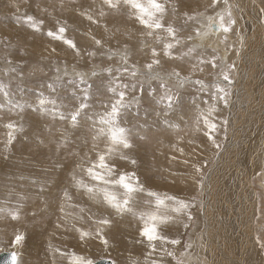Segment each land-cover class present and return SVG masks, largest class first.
<instances>
[{
  "label": "rangeland",
  "instance_id": "obj_1",
  "mask_svg": "<svg viewBox=\"0 0 264 264\" xmlns=\"http://www.w3.org/2000/svg\"><path fill=\"white\" fill-rule=\"evenodd\" d=\"M163 1L160 2L165 3ZM198 1L166 0L162 23L175 30L173 39L166 31L149 30L139 24L135 10L123 0L115 8L104 0H0V252H14L18 264H67L64 258L71 261L73 253L93 262L109 258L113 264H118V257L123 264H196L195 240L204 232L203 223L210 215L209 210L218 209L220 201L228 199L234 209L246 212L250 222V237L243 234L244 227L235 230L240 234L236 236L239 238L236 249L258 250L260 247L264 264V154L259 151L260 146L264 147V140L261 142V135L253 130L254 137H258L254 150L249 148L241 153L227 146L230 126H234L238 114L236 101L242 96L245 99L250 83V90L256 94L264 86V26L256 24L255 20L258 18L264 24V0H203L202 4ZM229 13L230 19L235 21L231 30L221 29L219 35L211 33L214 28L209 22L216 21L218 26L223 17L227 23ZM27 15L43 21L39 31H33L24 23ZM59 27L66 29L64 37L74 41L75 49L47 35L49 30L56 32ZM149 31L153 34L148 35ZM97 40L101 43L97 44ZM166 43L174 44L171 55L164 54ZM153 49L159 55L153 56ZM178 60L182 65L174 66ZM170 61L173 63L168 64ZM252 61L255 63L250 64ZM247 65L254 66L245 74L241 68ZM225 72L231 83L223 80ZM117 77L120 84L128 86L118 89L126 91L125 103L128 104L121 113L120 123L130 129L132 148L122 150L108 162L115 165L117 173H135L144 189L134 194L133 212L123 214L106 206L101 198H89L72 179L75 174L77 179L90 183L82 169L90 166L96 154L106 149V139H93L97 136L95 121L101 113L110 110L117 98L109 91ZM81 78L91 85L87 100L83 99L81 89L85 85L80 83ZM50 84L55 91L48 87ZM217 85L229 92L227 106L216 96ZM41 94L55 104L41 110L37 104ZM169 94L179 97L172 108L157 103ZM81 103L88 106L74 125L70 117ZM17 104L23 110L17 109ZM209 105L217 109L209 117L217 125L214 132L207 130L201 116V113L207 114ZM251 110L249 106L246 114L251 115ZM9 123L16 125L11 141ZM251 125L255 126L252 122ZM168 149L176 155H169ZM223 149H226L225 155L218 163L223 166L215 168ZM160 162L162 166H158ZM167 162L172 171L166 169ZM178 162L181 168H174L172 165ZM176 176L188 184L185 189H172L175 186L170 180L177 179ZM34 177L42 184L35 183ZM29 180L31 182L27 183ZM114 190L118 194L122 192L118 188ZM148 192L188 203L189 208L185 212H174L175 216L169 214L174 201L165 200L166 206L159 209L161 214L173 216L169 223L161 225V235L167 241L178 240V244L156 241L155 251H152L140 236L139 214L156 211L155 197H150ZM215 192L219 199L217 206L214 204L217 199L212 197ZM13 214H18V219H13ZM102 218L110 223L100 225L98 221ZM97 228L103 236L106 234L103 238L107 244L97 236ZM78 230L89 235L81 239ZM216 231L215 226L213 232ZM17 233L23 234L25 239L22 244L13 245ZM115 241L120 246L112 247ZM70 246L76 248L68 249ZM77 247H82V251ZM242 255L240 252L233 256L235 264H246Z\"/></svg>",
  "mask_w": 264,
  "mask_h": 264
},
{
  "label": "snow or ice",
  "instance_id": "obj_2",
  "mask_svg": "<svg viewBox=\"0 0 264 264\" xmlns=\"http://www.w3.org/2000/svg\"><path fill=\"white\" fill-rule=\"evenodd\" d=\"M104 2L112 8H115L119 5L120 0H104ZM123 3L130 6L131 9L135 10L134 16L135 19L149 30H163L166 31L169 36L175 39V30L171 26L165 27L162 23L164 14L166 12L165 3H161L160 0H123ZM229 20L227 23L224 22V18L221 17V23L217 26V30L222 29L224 32H229L231 30V25L235 23L234 20L230 19L231 14L229 13ZM91 19V17H89ZM24 23L30 27L33 31H39L40 26L43 24V21H37L33 16L27 15L24 17ZM66 29L64 27H59L56 32L49 30L47 35L53 39L62 40L69 47L75 49L76 45L74 41L65 39L64 33ZM152 31L148 32V35H152ZM97 44L101 42L96 41ZM174 47L173 43H166L164 45V54L171 55V49ZM153 56L159 55L155 49L152 50ZM127 61L125 60V63ZM159 63L158 60L154 61ZM151 68V64L148 65ZM126 71V69H125ZM95 74V73H94ZM111 75V70H109ZM135 75V73H133ZM223 80L230 81L229 74L225 72L223 74ZM81 84L85 85L84 89L81 91L84 93L83 99L87 100L89 98L88 90L91 88L90 84H87L82 78L80 80ZM197 83H200L197 81ZM52 91H55L53 85L48 86ZM127 85H122L119 83V77L116 78L115 86H110L109 91L113 93L117 98L110 106V110L104 113H101L98 119L95 121L97 128V136H94L93 139L104 138L107 140V145L105 151L98 152L96 154V159L90 163V166L83 168L82 172L88 176L90 183H85L82 179H77L75 174L72 179L75 183V186L78 189H83V191L89 196V198H101L102 202L115 210L118 214H123L126 212H133L132 203L134 194L140 191H144L143 186L139 182V178L135 173H117L114 164H110L108 161L112 159L117 153L122 152L124 149H131L132 143L130 140V129L124 127L120 123V116L124 109L128 107V104L125 103L126 91L118 89H126ZM141 95L143 94V89L141 88ZM154 93H150L152 95ZM229 92L219 85L216 86V96L219 101H222L225 106L228 104L227 96ZM179 100V97H174L173 95H165L161 97L157 103H163L167 108H172ZM37 104L40 109L43 110L45 106L50 104H55V101L43 97L41 94L40 98L37 100ZM86 103H81L78 109L71 115L70 119L75 125L78 122L81 111L87 108ZM19 110H23V107L19 104L15 106ZM216 106L209 105L207 109V114L201 113L203 118L204 125L208 128L209 132H214L217 128V125L212 122L209 117L215 112ZM225 123H227L225 121ZM10 130L8 133L9 141L13 139V131L16 130V125L9 123L7 125ZM207 134V133H206ZM209 139L213 138L209 135ZM213 143L215 141L213 140ZM121 158H125L121 156ZM131 163H135L134 160ZM199 171V169H197ZM121 189L120 194L117 193L114 189ZM150 197H155V207L156 211L141 212L139 214V219L142 221V227L140 228V236L144 238L152 251H155L156 241H166L172 244H178V240L167 241V238L161 235L160 227L161 225L169 223L173 217L165 214H161L159 209L165 207V200L174 201L175 206L172 208V211L175 213L185 212L189 205L188 203L177 200L174 197H164L161 198L160 195L154 192L147 193ZM67 195V194H66ZM135 214V213H133ZM13 219H18V214H13ZM188 219H191V216H188ZM100 225H108L110 221L108 219H100L98 221ZM80 231L81 239L85 238L89 234L82 230ZM97 236L107 244V240L103 238L102 234L97 231ZM25 236L23 234L17 233L12 241L13 245H20L23 243ZM171 255V253H169ZM11 264H18L17 256L13 253L11 255ZM70 264H94L92 260L85 259L84 257L77 256L75 253L71 256Z\"/></svg>",
  "mask_w": 264,
  "mask_h": 264
},
{
  "label": "bare ground",
  "instance_id": "obj_3",
  "mask_svg": "<svg viewBox=\"0 0 264 264\" xmlns=\"http://www.w3.org/2000/svg\"><path fill=\"white\" fill-rule=\"evenodd\" d=\"M161 1V0H160ZM163 1V0H162ZM169 1H171V0H169ZM244 1H246V0H244ZM164 2V1H163ZM102 3V2H101ZM198 3H200V4H202V3H205L203 0H200V1H198ZM250 3V2H249ZM251 3H253V2H251ZM103 4V3H102ZM101 4V5H102ZM254 4V3H253ZM12 5V4H11ZM121 5H123V3L121 4ZM255 5V4H254ZM253 7V6H252ZM21 10V9H20ZM19 11V10H18ZM253 11V10H252ZM257 11V10H256ZM255 18V17H254ZM258 18H255V20H256V24H259L260 26H264V24H262L260 21H258L257 20ZM166 20V19H165ZM197 20V19H196ZM203 21V20H202ZM201 20H200V22H201V24L203 25H205V23H203ZM171 22V21H170ZM213 23H216V21L215 22H209V26L211 27V25L213 24ZM219 24V23H218ZM217 28V27H216ZM257 29V28H256ZM6 30H10V29H6ZM221 30V29H220ZM220 30H217V29H211L210 31H211V33H215V35H219L220 34ZM262 31H263V28L261 29ZM260 31V30H259ZM254 32V31H253ZM8 34H11L10 32H7ZM204 33H205V31H204ZM204 33L202 32L201 34H203L204 35ZM251 35H254V33L253 34H251ZM261 35H263V34H261ZM9 36H11V35H9ZM217 37V36H216ZM246 37V36H245ZM256 37V36H255ZM197 39H199V38H197ZM263 39H264V36H263ZM202 40V39H201ZM194 41V40H193ZM200 41V40H199ZM201 42V41H200ZM207 42V41H206ZM197 43H199V42H197ZM46 44V43H45ZM200 44V43H199ZM259 44V43H258ZM252 45H254V44H252ZM260 45V44H259ZM42 46V45H41ZM47 46H48V44H47ZM50 46V45H49ZM199 46V45H198ZM38 47V46H37ZM43 47V46H42ZM247 48V47H246ZM47 49V48H46ZM37 50V49H36ZM126 51V50H125ZM42 52H44V51H42ZM248 53V52H247ZM253 54V53H252ZM257 56V55H256ZM34 57V56H33ZM169 57V56H168ZM247 57V56H246ZM251 56H249L248 58H246L245 60H247V59H249ZM255 57V56H254ZM234 58V57H233ZM242 58H244V57H242ZM253 58V57H252ZM21 59V58H20ZM177 59V58H176ZM20 61V60H19ZM156 61V60H155ZM168 61V60H167ZM253 62L254 61H252V62H250V64H253ZM161 63V62H160ZM172 64L173 62H169L168 64ZM182 62L181 61H179L178 60V62H177V64L176 63H174L173 65L174 66H181L182 64H181ZM245 61H243L242 62V64L243 65H245ZM255 63V62H254ZM162 64V63H161ZM206 64V63H205ZM237 64V63H236ZM258 64V63H257ZM187 65V64H186ZM241 65V64H240ZM252 66H254V65H247V67L246 68H241L242 70H244L245 71V74H247L248 73V71L252 68ZM172 68H174V67H172ZM237 68V67H236ZM188 70V69H187ZM256 71H257V69H256ZM255 71V72H256ZM241 72V71H240ZM254 72V71H253ZM70 73V72H69ZM244 73V72H243ZM184 74V73H183ZM241 75V74H240ZM242 77V75L241 76H239L238 75V81H240L239 79ZM251 77V76H250ZM212 78V77H211ZM167 81V80H166ZM257 81V80H256ZM255 82V81H254ZM261 82H262V80H261ZM243 83V82H242ZM244 84V83H243ZM254 84V83H253ZM263 84H264V82H263ZM262 84V85H263ZM236 85H237V83H236ZM236 85H235V88H236ZM250 86H251V83L247 86V91H246V93H245V99H244V97L242 96L241 98H239L237 101H236V104H237V106L239 107V109H238V114H237V118H236V123L234 124V126L232 127V126H230L232 129H231V133H229V135H228V138H229V142H228V145L227 146H229V145H231V148H233V149H239V151L241 152V153H243V152H245L247 149L249 150V148H253V150H254V146H255V144L257 143V139H258V137H254V132H253V130H255V131H257L258 133H259V135H261V136H259V137H261V142H263V140H264V86H262L260 89L262 90V91H258V93L256 94V93H254V91L253 90H250L251 88H250ZM244 89L246 88V87H243ZM242 90V89H241ZM246 90V89H245ZM248 90H250L249 92H248ZM242 91H244V90H242ZM154 95H155V93H154ZM258 97H260L261 99H262V102L260 101V99L258 98ZM193 106V105H192ZM250 106V108L252 109L251 111H252V114L251 115H247L246 114V112L245 111H247L248 110V107ZM218 113V112H217ZM247 115V116H246ZM179 116V115H178ZM183 116V115H182ZM190 117V116H189ZM233 118V117H232ZM250 118H252V120H250ZM234 119V118H233ZM219 121V120H218ZM222 121V120H221ZM229 122H230V120H229ZM251 122L252 123H254L255 124V126L254 127H252V125H251ZM230 123H232V122H230ZM232 125V124H231ZM248 125V126H247ZM188 126V125H187ZM205 126V125H204ZM203 126V127H204ZM249 126H251L252 127V129H251V127L250 128H248ZM236 128H238V131L236 130ZM234 129H235V132L236 133H234ZM204 130H205V128H204ZM208 130V129H207ZM263 130V131H262ZM193 131V130H192ZM256 132V133H257ZM200 133V132H199ZM202 134V133H201ZM220 134V133H219ZM262 134H263V139H262ZM193 136H194V134H193ZM199 136V134L197 135V137ZM212 136V135H211ZM196 136H194V138H195ZM207 140H209V139H207ZM215 140V139H214ZM198 141V140H197ZM208 142V141H207ZM210 144V143H209ZM171 145H172V143H171ZM264 146V145H263ZM187 147V146H186ZM222 147V146H221ZM197 148V147H196ZM204 148V147H203ZM206 149H207V147H205ZM216 148H217V146H216ZM261 148H264V147H261L260 146V150L259 149H257V150H259L260 151V154H262V156H263V152H261V151H263V149L261 150ZM173 149V148H172ZM227 149V148H226ZM226 149H223L222 150V152L221 153H219V155H218V159L216 160V162H215V164H214V166L213 167H215V166H217V168H219V167H221L222 168V166H223V164L222 165H220V166H218V163L223 159V156L225 155L224 153H223V151H225L226 152ZM209 150V149H208ZM217 150V149H216ZM215 150V151H216ZM169 153V155L170 154H172V156H174V155H176V152L175 151H172V150H170V149H168L167 150ZM201 151V150H200ZM206 151V150H205ZM251 151V150H250ZM181 152V151H180ZM180 152H178V155L180 154ZM187 152V151H186ZM190 152V151H189ZM188 152V153H189ZM194 152V151H193ZM203 152V151H202ZM183 153V152H182ZM196 153H197V151H196ZM190 154V153H189ZM185 155V154H184ZM183 155V156H184ZM192 155H193V153H192ZM252 155H254V157L256 158V153H253ZM164 156V155H163ZM172 156H170V157H172ZM198 156H199V154H198ZM179 157V156H178ZM191 157V156H190ZM253 157V158H254ZM259 157V156H258ZM184 158H187V157H184ZM192 158V157H191ZM162 159V158H161ZM173 159V158H172ZM259 159V158H258ZM264 159V158H263ZM174 160V159H173ZM178 160V159H177ZM189 160H190V158H189ZM193 160V159H192ZM163 161H164V157H163ZM179 161V160H178ZM196 161V160H195ZM175 162V161H174ZM181 162V161H180ZM193 162H194V160H193ZM161 163L162 162H160V165H158V166H162L161 165ZM168 162H167V168L166 169H168V170H170V171H172L173 170V168H171L170 166L171 165H169L168 166ZM171 164H173V163H171ZM180 163L178 162V165L176 164V163H174L172 166H174V168H181V165H179ZM260 164H262V162H260ZM184 165H185V163H184ZM225 165H227V163H225ZM188 166V165H187ZM196 166V165H195ZM228 166V165H227ZM157 167V166H156ZM182 167H185V166H182ZM162 168H164V166L162 167ZM177 168V169H178ZM216 168V167H215ZM175 170V169H174ZM186 170V169H185ZM184 170V171H185ZM218 170V169H217ZM219 171V170H218ZM179 172V171H178ZM189 172H191V171H189ZM220 172H221V170H220ZM235 172V171H234ZM188 173V172H187ZM216 173V172H215ZM241 173V172H240ZM194 174V173H193ZM257 174V173H256ZM188 175H190V174H188ZM240 175V174H239ZM192 176V175H191ZM194 176V175H193ZM197 176V175H196ZM226 176H228V175H226ZM218 177V176H217ZM229 177V176H228ZM263 177V176H262ZM176 178L177 179H171L170 180V183H172L173 185L172 186H175L174 188H172V189H174V191L176 190H178V191H181V190H183V189H185L187 186H188V184H186V182L185 181H183L182 179H180V177L179 176H176ZM187 178V177H186ZM189 178H191V177H189ZM211 178H213V177H211ZM222 178H224V177H222ZM234 178H236V176L234 177ZM243 178V177H242ZM42 179V178H41ZM220 179V178H219ZM226 179V178H225ZM224 179V180H225ZM232 179V178H231ZM32 180V179H31ZM31 180H29V182H27V183H30L31 182ZM36 180H37V177H34V182L35 183H37L36 182ZM38 180H40V179H38ZM44 180H45V178H44ZM184 182H182V181ZM189 180H191V179H189ZM223 180V179H222ZM227 180V179H226ZM229 180V179H228ZM235 180V179H234ZM242 180V179H241ZM191 181H193V180H191ZM230 181V180H229ZM21 182V181H20ZM42 182H46V181H42ZM213 182V181H212ZM228 182V181H227ZM241 182V181H240ZM22 183V182H21ZM192 183V182H191ZM225 183V182H224ZM38 185L39 184H42V183H37ZM240 184H242V183H240ZM244 184H245V182H244ZM190 185H192V184H190ZM42 186V185H41ZM166 186H169V185H166ZM220 186V185H219ZM249 186V185H248ZM263 186V185H262ZM212 187V186H211ZM223 187V186H222ZM232 188L233 187H235V185L234 186H231ZM251 187V186H250ZM171 188V187H170ZM190 188V187H189ZM209 188V187H208ZM213 188V187H212ZM215 188V187H214ZM225 188V187H224ZM54 188H53V186H51V190H53ZM210 190H211V188H209ZM234 190H236L237 191V188L236 189H234ZM55 191V190H54ZM207 192V191H206ZM240 193L239 194H241V191H239ZM229 193V192H228ZM246 193V192H245ZM233 194V193H232ZM242 194H244V193H242ZM189 195V194H188ZM211 195V194H210ZM209 195V193H208V195H207V197L208 198H210L211 196ZM220 195V194H219ZM222 195H223V193H222ZM259 195V194H258ZM206 196V195H205ZM214 196V197H213ZM218 196V193L217 192H215L213 195H212V197L215 199L216 197ZM235 196V195H234ZM250 196V195H249ZM255 196V195H254ZM220 197V196H219ZM218 197V198H219ZM236 197V196H235ZM224 198H226L225 196H224ZM241 198V197H240ZM242 198H243V195H242ZM206 199V198H205ZM217 199V198H216ZM248 199V198H247ZM1 200V199H0ZM218 200L219 199H217V200H211V201H214V204L217 206V202H218ZM236 200V199H235ZM233 201H234V199H233ZM232 201V202H233ZM245 201V200H244ZM250 201V200H249ZM203 202V201H202ZM248 202V201H247ZM208 203V202H207ZM210 203V202H209ZM236 203H238V200L236 201ZM241 203V202H240ZM244 203V202H243ZM211 204V203H210ZM245 204H246V201H245ZM212 205V204H211ZM238 205V204H237ZM236 205V206H237ZM240 205V204H239ZM259 205V204H258ZM203 206H204V204H203ZM206 207V206H205ZM240 207H242L241 205H240ZM258 207V206H257ZM217 208V207H216ZM203 209V208H202ZM242 209V208H241ZM249 209V208H248ZM206 210V209H205ZM208 210V209H207ZM218 210V211H217ZM243 210H244V208H243ZM204 211V210H203ZM242 211V210H241ZM101 212V211H100ZM169 214H171V215H173L174 214V212L172 211V207L170 206V210H169ZM95 213V212H94ZM173 213V214H172ZM209 213H210V215H209ZM209 213H208V215L209 216H207V220H205L206 222L205 223H203V225H204V227H203V230H204V232H201V233H199V235L196 237V245H197V250H198V252H197V254L196 255H198V259L196 260V259H194V262H196V264L198 263V264H235V258L236 257H233V256H238V254H240V252H242L244 255H242L243 256V258L246 260V264H263V257L261 256V250L258 248V250L256 249V248H253V249H249L248 248V250H246L244 247H242L239 251H238V249H236V239H238L239 240V238H236V236L238 235V234H236V229H240L241 227H244V231H243V234H247L246 235V237L248 238V236L249 235H251V234H249V232H250V222H249V220H248V216H246L245 215V211L244 212H239L238 210H236V209H234V207H232V204L231 203H228V199H222L221 201H220V204H219V208L218 209H214L213 211H211V210H209ZM56 214V213H55ZM168 215V214H167ZM174 216H175V214H174ZM177 216V215H176ZM254 216V215H253ZM173 217V216H172ZM178 217V216H177ZM90 218V217H89ZM80 220V219H79ZM116 220V219H115ZM215 220V221H214ZM94 221V220H93ZM118 221V220H117ZM92 222V221H91ZM213 222H214V224L215 225H213ZM70 223H72V222H70ZM75 223V222H74ZM66 224V223H65ZM115 224H116V222H115ZM182 224V223H181ZM259 224V223H258ZM114 225V224H113ZM123 225V224H122ZM176 225V224H175ZM248 225V226H247ZM91 226V225H90ZM94 226V225H93ZM177 226H180V225H177ZM215 226H216V229H217V231L216 232H213V230L215 229ZM114 227H116V225L114 226ZM114 227H112V228H114ZM174 227V226H173ZM181 227V226H180ZM179 227V228H180ZM87 228V227H86ZM170 228V227H169ZM177 228V227H176ZM252 228V227H251ZM110 229V228H109ZM123 229V228H122ZM171 230H172V228H170ZM178 229V228H177ZM220 229V230H219ZM85 230V229H84ZM88 230V229H87ZM86 230V231H87ZM93 230V229H92ZM96 230H98V228L96 229ZM102 230V229H101ZM179 230V229H178ZM178 230L176 231V232H178ZM60 231V230H59ZM98 231H100V230H98ZM104 231V230H103ZM112 231V230H111ZM175 231V230H174ZM173 231V232H174ZM90 232H91V230H90ZM94 232V231H93ZM175 232V233H176ZM95 233V232H94ZM101 234H102V232H100ZM112 233H113V231H112ZM121 233H123V231L121 232ZM170 233H172V232H170ZM174 233V234H175ZM240 233V232H239ZM242 233V232H241ZM96 234V233H95ZM104 234V233H103ZM115 234V233H114ZM106 235V234H105ZM103 236V237H106V236ZM116 235H117V233H116ZM240 235V234H239ZM238 235V236H239ZM219 236H220V238H219ZM136 237V236H135ZM246 237H245V239H246ZM250 237V236H249ZM53 238V237H52ZM220 240H219V239ZM5 241H6V239H4ZM60 240V239H59ZM233 240V242H231ZM237 240V241H238ZM249 240V239H248ZM263 240V239H262ZM221 241H223V242H221ZM246 241V240H245ZM254 241V240H253ZM61 242V241H60ZM230 242V243H229ZM239 242V241H238ZM244 242V241H243ZM252 242V241H251ZM62 243H64V241L62 242ZM61 243V244H62ZM222 243V244H221ZM228 243H229V245H228ZM240 244H241V242H239ZM250 243V242H249ZM253 243V242H252ZM255 243V242H254ZM7 244H9L10 245V243L8 242ZM65 244V243H64ZM245 244V243H244ZM247 244H248V242H247ZM247 244H245V246L247 245ZM71 245V244H70ZM112 247H118V246H120V243H118L117 241H115V242H112ZM250 245H252V244H250ZM31 246V245H30ZM36 247V246H35ZM38 247V246H37ZM246 247H248V246H246ZM74 248H76V246L75 247H73V246H70V248H68V249H71V250H74ZM38 249H40V248H38ZM77 249L78 250H81L82 251V247H77ZM62 250V249H61ZM60 250V251H61ZM30 251V250H29ZM63 252L65 251V250H62ZM237 253V255H236V253ZM35 253V252H34ZM54 253V252H53ZM61 253V252H60ZM67 253H70L68 250H67ZM73 253V252H72ZM82 253V252H81ZM36 255V254H35ZM41 255V254H40ZM62 255V254H61ZM37 258V257H36ZM63 258V257H62ZM25 259H26V257H25ZM55 260V259H54ZM28 261V260H27ZM65 263H67V264H70V261L67 259V258H64V260H63ZM252 261V262H251ZM54 262H56V261H54ZM47 263V262H46ZM19 264H21V263H19ZM25 264H28V263H25ZM60 264V263H59ZM118 264H123L122 263V261L120 260V258L118 257ZM245 264V263H244Z\"/></svg>",
  "mask_w": 264,
  "mask_h": 264
},
{
  "label": "water",
  "instance_id": "obj_4",
  "mask_svg": "<svg viewBox=\"0 0 264 264\" xmlns=\"http://www.w3.org/2000/svg\"><path fill=\"white\" fill-rule=\"evenodd\" d=\"M211 26L216 29L217 24L213 23ZM13 253L12 251L0 252V264H11V255ZM94 264H113V262L109 258H100L95 260Z\"/></svg>",
  "mask_w": 264,
  "mask_h": 264
}]
</instances>
